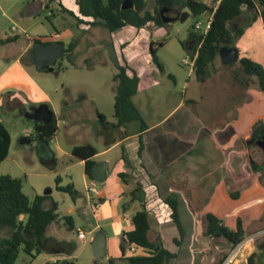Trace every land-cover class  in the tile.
I'll list each match as a JSON object with an SVG mask.
<instances>
[{
    "label": "rangeland",
    "instance_id": "374dc122",
    "mask_svg": "<svg viewBox=\"0 0 264 264\" xmlns=\"http://www.w3.org/2000/svg\"><path fill=\"white\" fill-rule=\"evenodd\" d=\"M37 1L0 0V70L23 55L27 45L35 40L48 41L55 34H60L66 49L73 41H77L76 51L52 66L55 69L53 74L39 70L33 64L29 66L34 81L57 97L58 111L55 116L60 126L50 144L56 156L51 161L43 162L37 154L41 139H35L36 136L31 143H24L26 138L35 135L34 119L42 103H34L33 100L27 102L22 91L13 90V97H4L0 105L1 121L12 139L9 157L0 165V177L10 175L21 179L23 192L30 200L36 195L50 196L44 207L49 209L56 202L60 217L72 218V231L68 230L64 222H60L51 225L47 232L46 239H53L58 244L65 241L72 248L66 261L54 264H110V258H115L114 264H130L127 258H116L119 253L122 256V246L127 247L129 252L117 227L123 215L121 207L114 201V195H117L114 181L117 178L108 182L110 195L113 196L111 201L103 209H95L87 185L99 191L104 186L97 181L90 182L85 175L83 163L72 156V150L81 145L89 144L103 151L113 145L114 141L122 140L125 135L133 136L142 125L140 121H134L126 124L124 129L113 130L107 127L110 130L107 133L108 125L99 122L97 104L100 113L107 116V122H117L113 105L117 83L112 78L118 72V62L123 61L116 38L103 27L78 25L77 18L60 11L58 7L53 8L52 16V12L46 8L50 1L46 0L43 8ZM201 1L212 6L213 0ZM185 2H179L172 13L165 12V17L173 18L176 14L186 12L191 16L185 21L177 19L165 23L166 33L160 37L154 34L153 38L155 41H165L164 47L157 48L158 57L167 74H171L174 79L168 78L167 74H155L161 83L153 89H141L134 101L149 126L160 122L183 96H192L198 101L190 107L206 128V134L198 142L191 157L192 166L188 172L189 178L196 183L190 186L195 190L194 196L197 199L189 204L192 203L191 207L195 206L198 210L203 207L204 214L212 212L223 218L226 226L232 230L236 229L237 218L243 216L247 235H254L264 230V162H258L264 161V92L259 88L257 77L243 71L240 61L225 66L218 57L204 81L196 78L190 52L185 46L191 41V33L200 34L195 30L196 22L206 24L209 15L202 19L194 17L190 9L184 7ZM146 4V9L153 12L156 0H146ZM10 38L14 41L7 42ZM235 47L240 51V59L247 57L264 66V23L260 17L246 28L244 36L235 42ZM29 56L30 53L24 55V64ZM86 59L89 61L85 64ZM186 59L188 64L184 63ZM31 98H37V94L31 93ZM110 101L111 104L108 103ZM121 150L119 146L114 147L110 154L100 156L99 159H111L115 164L121 156ZM121 170L129 172L126 165ZM57 177L62 180L61 186H74L79 194L77 200L57 190ZM170 186L174 189L188 187L182 184ZM144 187L147 188L150 200L148 207L154 212L151 239L155 241L161 235L159 220L169 225V217L160 208L154 187L151 184ZM162 189L165 195V186L162 185ZM236 192L241 195L238 200L231 196ZM183 202L182 206L188 207V202ZM184 220L187 224L202 228L199 229L200 235L205 232L206 222L200 213L193 217L186 216ZM164 225L163 235L166 239L171 236V231L170 227ZM79 229L86 234L85 241L79 239ZM101 231L109 240L108 254L96 259L92 242ZM261 239L264 242V234H261ZM208 240H212L211 250L215 251L214 246L220 244L219 240ZM206 247L202 244L208 253ZM221 257H218L216 264H219ZM50 258L49 254L42 253L33 262L32 258L22 252L17 263L45 264ZM203 264H212V258ZM260 264H264V259Z\"/></svg>",
    "mask_w": 264,
    "mask_h": 264
},
{
    "label": "trees",
    "instance_id": "16d2710c",
    "mask_svg": "<svg viewBox=\"0 0 264 264\" xmlns=\"http://www.w3.org/2000/svg\"><path fill=\"white\" fill-rule=\"evenodd\" d=\"M55 0H50L46 8L52 14ZM218 1V0H217ZM210 7L206 3L198 0H186L185 6L191 11L194 17H200L205 13L212 15V24L206 35L191 33L190 37L196 40L197 56L194 63V72L200 81L209 75V68L213 67L219 56L222 47H235V42L244 35L247 27L252 25L257 18L264 22V0H220ZM124 0H76L79 8L78 14L67 9L62 0H59L60 10L77 18L79 24L90 27H103L111 33H116L121 29L132 26L138 29L147 27L150 23L163 27L161 12L165 9L173 10L179 3V0H156L155 11L146 9V0H133L134 8L122 10ZM51 4V5H50ZM190 13L180 14L178 20L185 21L190 17ZM10 40V41H9ZM14 41L8 39V42ZM41 43V40H35L34 44ZM77 46V41H73L66 49V54L71 55ZM164 42L152 43L150 51L155 64L161 72L164 66L158 57V47H163ZM33 48L31 49V53ZM240 64L243 71L249 75L257 77L259 88L264 92V66L250 58H241ZM128 66H118V73L113 80L117 83V94L115 102V118L117 123L113 124L115 128H121L134 121H140L145 128L143 117L134 103V96L138 92L140 79L132 71L129 73ZM46 72H55L50 67ZM172 78L171 75H169ZM99 120L106 124L107 118L99 114ZM58 132L57 120L45 124L42 121L35 122V135L27 140L33 141L34 136L45 140L47 145L56 136ZM11 135L4 124L0 121V164L4 162L10 153ZM143 142L139 155L143 150ZM98 154L97 149L92 145L77 146L72 150L74 159L85 162V174L90 181L94 180L93 169L96 161L94 156ZM124 179V174H120ZM57 190L68 193L74 200H77L79 194L74 186H61V178H56ZM141 184L131 193L132 202L142 203V209L133 216L134 229L125 232L122 235L125 246L134 245L139 249H145L148 252L146 256H131L128 258L130 264H169L177 257L165 247L161 238L151 241L149 233L151 230V218L146 206L145 194ZM233 199H238L240 193H232ZM50 196L36 195L33 200L23 192V181L19 178L5 175L0 177V264H18L20 253H25L30 258L35 259L42 253L40 245L47 238V232L52 224L64 222L68 230L74 229L71 217L61 218L58 214V204L53 202L52 207L46 209L44 203ZM164 203L172 211L171 219L176 225L180 238L174 239L176 247H181L186 232L180 214V204L178 196L172 193ZM206 222L204 235L211 239H222L226 241L232 249H235L247 237V232L243 227L241 218L237 221V229L232 230L225 223L212 213L204 215ZM223 258L219 264H224ZM247 264H257L256 255H251Z\"/></svg>",
    "mask_w": 264,
    "mask_h": 264
},
{
    "label": "crops",
    "instance_id": "0c3cea01",
    "mask_svg": "<svg viewBox=\"0 0 264 264\" xmlns=\"http://www.w3.org/2000/svg\"><path fill=\"white\" fill-rule=\"evenodd\" d=\"M181 1L182 0H179V2ZM198 1H201V0H198ZM215 1L217 0H213L212 5L214 4ZM219 1L220 0L217 1L216 5L219 4ZM58 2L59 0H55L54 4L52 5L50 4L51 7L52 8L58 7L60 10ZM62 2L67 9L78 14L79 8L76 4V0H67V1L62 0ZM37 3L39 4L41 8H43L44 5H46V0H41V1L38 0ZM154 11H155V8L153 12ZM207 15H209L207 20L212 18V15L208 13L203 14L199 18L202 19L204 16H207ZM52 16H54V14H52ZM80 25H82L83 27L88 26L84 24H80ZM165 33H166L165 26L159 27V26H156L154 23H150L147 27L142 28V29H138L132 26H127L121 29L120 31L113 33L117 41L116 45L120 51L121 59L123 61V62L119 61L117 64V67L119 65L128 66L130 68L129 70L130 74H132V71H134L137 74V76L140 79L137 94L139 93L141 89H153L161 83V81L159 80V77H156L155 74H158V75L167 74L165 67H164L163 72L160 71L158 66L155 64L151 51H150V47L152 43H158V42L163 41L164 46H165L164 40L155 41L153 39L154 34L160 37L161 35H164ZM55 35L52 36L51 40H48V41L41 40V39H38V40H41V43H51L54 41H59L62 43L61 35L59 34L60 35L59 40L54 39ZM33 46H34V42L29 43L27 47L25 48L23 55H21L16 60H14L12 63H10L8 66H6V68H3L2 70H0V105H1V100L4 97L6 96L13 97V93H12L13 90H15L16 92L22 91L26 96V97L23 96L26 98V101L28 100L30 102L33 100L34 103L38 102V103H42L41 105H47L56 119L55 113L56 111H58L57 102H56L57 97H55V94H53L52 92L45 91L44 88L39 86L34 81L31 74L29 73V70H30L29 66L31 64L36 66V64L34 63L33 52L31 53V49L33 48ZM185 47L186 49H188V51L190 52L191 58L192 59L194 58V62H195L196 55H197L196 40L191 38V41L188 42V44H186ZM29 53H30V56L27 59V63L24 64V62H22V59L24 55H27ZM244 58H247V57H244ZM88 61L89 59H86L84 61L85 64ZM72 65L75 67L74 63ZM90 67L91 66H87V68H90ZM138 68H140L139 70L140 72L137 71ZM48 73L53 74L54 72H48ZM193 74L196 76L195 72H193ZM115 75H113V78ZM169 75L171 74H167L168 78H170ZM196 78L198 77L196 76ZM189 84L190 82L187 84V86H189ZM33 92L37 94V98H33V99L31 98V93ZM55 93L57 94V92ZM137 94L134 96L133 100H135V98L137 97ZM111 101L108 103L111 104ZM115 102H116V94L113 96L114 110H115ZM197 102L198 101L192 96L185 95L183 96L181 100L176 101L174 103V105L170 108L169 112L160 122H157L156 124L149 126L144 120L145 118L141 112L140 107L134 101L136 107L139 109L143 117V120L146 125L145 128H143L142 125H140V127L135 131V134L133 136L125 135L122 138V140L114 141V144L108 146L105 150L103 151L97 150L98 154L94 156L93 160L96 161V164L101 163V162L107 163V179L104 183H100V184H103L104 186V189L101 191H99L96 187H91V185H87L89 198L93 202L95 209L101 210L111 201V198H113V196L110 195V192L108 189L109 188L108 182L112 180L113 178H117V181H114L115 185L117 186L116 187L117 195H114V201L115 200L117 201V205L119 206V208L121 207L122 212H123V215L119 218V221L117 222L118 232L121 235H123V233L132 231L134 229V224L132 220L133 216L136 214L137 211L142 209V203L139 201L132 202V196H131V193L138 187L139 184H141L143 186L142 193L145 194L146 206L149 211L151 222H152L151 230L149 233V238L151 241H154L151 239V232L153 230L154 212H151L148 207L150 200L147 197V188L144 187V185L151 184L152 187H154V189L156 190V194H158L156 199L160 201V208L169 217V219L167 220L170 223L169 225H167L168 223H165V221L159 220L161 235L159 234L157 237V239L161 238L166 248H168L173 253L177 254V257L172 259L169 264H198V262H200L199 264H203L204 261H206L210 257L212 258V264H216L217 259L218 257H220V255L222 257L219 260V263L223 258H225V261H224L225 263L226 261H228V259H230L231 252L234 250L230 246L229 247L227 246L226 241L222 239H218L220 244H218L217 246H214L215 251H212L211 250L212 240H208L210 238L206 237L204 233L201 235L199 234L200 233L199 229H202V228L197 227L194 224H187L186 221L184 220V217L186 216L193 217L194 215H198V213H200L201 216H204L208 213H212V212H208L204 214L202 206H201L202 210H198V208H196L195 206L191 207L192 203L189 204L190 202H192V200L194 201V199H197V197L194 196L195 190H192L190 186L191 184H196L193 182V180H191V178H189L188 171L190 170L192 166L191 160L193 159L191 157L195 152V148L198 142L202 141L206 134V128L202 125L200 120L195 115L193 109L190 107L191 105H194ZM97 109H98L97 110L98 115L101 114L99 110L100 109L99 104H97ZM103 116L107 118L106 115H103ZM0 121H1V118H0ZM113 123L116 124L117 122H112V123L108 122L106 124H102V123L101 124L108 125L106 126V130H108L109 127H112L113 130H115L117 128L114 127ZM131 123L133 122H130V124ZM57 126H58V131H59L60 125H59L58 120H57ZM124 127H121L119 129H122V128L124 129ZM109 131L110 130H108L107 133H110ZM54 138L47 145L48 153H51L53 155L49 161L53 160L56 156L53 150L50 148V144L52 143ZM141 142H143L144 148L141 151V154L139 155ZM11 144H12V139H11ZM117 146L121 147L122 150H121V156L119 157V160L116 161L115 164H113L111 159H107V158L99 159L100 156H106L110 154L113 148ZM81 162L83 163L84 169H85V162L84 161H81ZM123 165H126V168L128 169L129 172H125L121 170V167ZM120 174H124V179L120 177ZM93 181H96V180L94 179ZM93 181H90V182H93ZM174 184L188 185V187L186 189L183 188L184 190L178 189V188L174 189L170 186ZM162 185L163 187L165 186V189H166L165 195H163L162 193L163 192ZM89 188H95L97 193L92 194L89 191ZM186 190L189 192H186ZM172 193H175L178 196L179 204H180L181 219H182L183 226L186 232V236L184 238V241L181 247H176V245L174 244V239H178L180 238V236H179V232H178L176 225L172 222V219H171L172 211L170 207L164 203L165 199H167ZM240 198H241V195L238 199ZM183 200L188 202V207L182 206L183 203H185L183 202ZM216 216L224 222L223 218L219 217L218 215ZM239 218L243 220V227L245 230V219L243 216H239L237 218L236 229H237V221ZM164 224H166L167 227L171 228V229L169 228V230L171 231V236L168 238L166 237V239H169L168 243L166 242V239L163 235V229L165 228ZM78 231H80V229ZM261 234H264V230L254 235L253 234L248 235V237L243 241L244 243L243 248L239 251L237 255L233 257L230 264H247L248 258L253 254L256 255L257 264H260L261 261L264 259L263 257L264 242L261 239ZM48 241L57 243L53 239H48ZM108 243H109V240L107 239V254H108V245H109ZM202 244L207 246L206 248L208 249V253L205 252L206 249L202 248ZM59 245H62L63 247H65L66 251L53 252V251L48 250L47 252V251L42 250V253L49 254L51 256L49 261L47 260L45 264H54V263H58L59 261H66L68 255L70 257L71 250H72L71 246L67 244V242L65 243V241H63ZM127 249H128L127 247L124 248L122 246V251H121L122 256L119 253L116 256V258L123 257V258L128 259L131 256L148 255V252L145 249L137 248L136 253L133 255L129 253ZM41 254L37 255L36 258L33 259V262ZM201 258L203 260H200ZM114 259L115 258L109 259L110 264H114Z\"/></svg>",
    "mask_w": 264,
    "mask_h": 264
},
{
    "label": "water",
    "instance_id": "95a60500",
    "mask_svg": "<svg viewBox=\"0 0 264 264\" xmlns=\"http://www.w3.org/2000/svg\"><path fill=\"white\" fill-rule=\"evenodd\" d=\"M134 8L133 0H124L122 10H130ZM165 12L172 13V10L165 9L161 12L163 21L165 23L175 21L179 18V15H175L173 18H166ZM34 63L37 68L42 71L48 70L50 67L56 64V62L64 58L66 54V47L59 41L51 43H36L33 46ZM219 56L222 63L225 66L235 64L240 60V53L236 47H222L219 51ZM53 113L50 111L47 105H41L37 109L35 121H42L45 124L50 123L53 120ZM24 143H31L30 140L24 141ZM37 154L43 162H48L52 158V154L48 153L47 143L42 140L37 147ZM255 160V159H254ZM256 162V161H255ZM262 164L264 161H258ZM93 177L99 183H104L107 179V163L101 162L94 166ZM92 250L96 259L103 258L107 255V236L101 231L99 232L92 242Z\"/></svg>",
    "mask_w": 264,
    "mask_h": 264
},
{
    "label": "built area",
    "instance_id": "2783aa9c",
    "mask_svg": "<svg viewBox=\"0 0 264 264\" xmlns=\"http://www.w3.org/2000/svg\"><path fill=\"white\" fill-rule=\"evenodd\" d=\"M52 15V14H51ZM211 24H212V18L207 20L206 21V24H204L202 21H198L196 24H195V30L197 32L200 33V35H206L210 28H211ZM55 40H59L60 39V35L59 34H56L55 37H54ZM197 56V55H196ZM192 59V58H191ZM193 63H192V66L194 67V58L192 59ZM184 63L185 64H188L189 61L188 59L184 60ZM89 191L92 193V194H96L97 191L95 188H89ZM78 237L80 240H83L85 241L86 240V234L82 231H78ZM243 245L244 243L242 242L241 244H239L232 252H231V255H230V259H228V261H226L224 264H230L231 260L233 259V257L235 255H237L239 253V251L243 248ZM136 250H137V247L134 246V245H131L129 246V253L131 254H135L136 253Z\"/></svg>",
    "mask_w": 264,
    "mask_h": 264
},
{
    "label": "flooded vegetation",
    "instance_id": "af4514ba",
    "mask_svg": "<svg viewBox=\"0 0 264 264\" xmlns=\"http://www.w3.org/2000/svg\"><path fill=\"white\" fill-rule=\"evenodd\" d=\"M40 249L43 251H47V252L48 250H54V249H58V250L60 249V250L66 251L65 247L59 244L57 245V243L48 241V239H45L43 241V243L40 245Z\"/></svg>",
    "mask_w": 264,
    "mask_h": 264
}]
</instances>
